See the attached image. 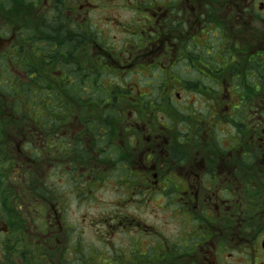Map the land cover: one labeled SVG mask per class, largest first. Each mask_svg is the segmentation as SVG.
Masks as SVG:
<instances>
[{
  "label": "flooded vegetation",
  "instance_id": "obj_1",
  "mask_svg": "<svg viewBox=\"0 0 264 264\" xmlns=\"http://www.w3.org/2000/svg\"><path fill=\"white\" fill-rule=\"evenodd\" d=\"M0 9V264H264V0Z\"/></svg>",
  "mask_w": 264,
  "mask_h": 264
},
{
  "label": "trees",
  "instance_id": "obj_2",
  "mask_svg": "<svg viewBox=\"0 0 264 264\" xmlns=\"http://www.w3.org/2000/svg\"><path fill=\"white\" fill-rule=\"evenodd\" d=\"M0 13H1V9H0Z\"/></svg>",
  "mask_w": 264,
  "mask_h": 264
}]
</instances>
